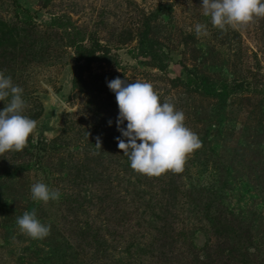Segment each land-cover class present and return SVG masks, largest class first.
Returning a JSON list of instances; mask_svg holds the SVG:
<instances>
[{
	"label": "rangeland",
	"instance_id": "obj_1",
	"mask_svg": "<svg viewBox=\"0 0 264 264\" xmlns=\"http://www.w3.org/2000/svg\"><path fill=\"white\" fill-rule=\"evenodd\" d=\"M201 4L0 0V71L37 122L0 155V264H264V18L222 31ZM116 77L183 111L202 147L182 173L131 168ZM35 183L59 199L33 200ZM33 210L42 240L16 223Z\"/></svg>",
	"mask_w": 264,
	"mask_h": 264
},
{
	"label": "clouds",
	"instance_id": "obj_2",
	"mask_svg": "<svg viewBox=\"0 0 264 264\" xmlns=\"http://www.w3.org/2000/svg\"><path fill=\"white\" fill-rule=\"evenodd\" d=\"M201 8L203 15L211 18V24L222 31L264 18V0H202ZM195 33L197 37L208 35L206 25L196 24ZM108 87L115 94L119 108L116 123L123 138L117 137L118 148L128 156L131 168L148 176H160L168 171L182 173L187 157L202 147L198 134L185 125L183 111L170 102L161 103L149 82L129 83L116 77L108 81ZM22 94L23 89L0 71V101L5 102L0 110V155L23 151L37 128V122L23 114L26 103ZM95 146L102 148L100 137ZM31 194L33 200L44 203L60 196L45 183L33 184ZM16 223L22 233L34 240L50 235L51 226L41 223L35 210L25 211Z\"/></svg>",
	"mask_w": 264,
	"mask_h": 264
},
{
	"label": "trees",
	"instance_id": "obj_3",
	"mask_svg": "<svg viewBox=\"0 0 264 264\" xmlns=\"http://www.w3.org/2000/svg\"><path fill=\"white\" fill-rule=\"evenodd\" d=\"M66 27V26H65ZM79 34V33H78ZM76 35V38H78L79 37V35ZM73 39H74V37H73ZM77 40V39H76ZM189 81H190V83L191 84H193V79L192 78H189ZM197 84H198V82H197ZM205 87V84H204V82L202 83V85H200V87ZM240 87L241 86H239V85H233V87H231L232 88V91H238V90H240ZM227 227H229L230 228V230L232 229V228H235L233 225H227Z\"/></svg>",
	"mask_w": 264,
	"mask_h": 264
}]
</instances>
